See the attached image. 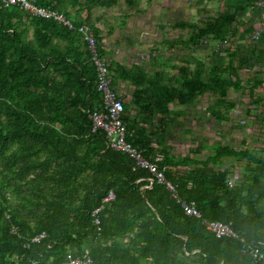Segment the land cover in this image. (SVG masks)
I'll return each mask as SVG.
<instances>
[{
    "label": "trees",
    "instance_id": "trees-1",
    "mask_svg": "<svg viewBox=\"0 0 264 264\" xmlns=\"http://www.w3.org/2000/svg\"><path fill=\"white\" fill-rule=\"evenodd\" d=\"M32 1L63 14L72 28L0 1V264H66L69 256L85 255L92 264H263L241 250L252 242L264 245V143L239 150L216 143L199 160V147L190 150L193 157L172 155L165 134L182 112L169 106L186 107L205 94L216 98L207 108L216 122L229 120L235 106L226 102L229 90L249 92L259 106L262 98L252 94L261 89V78L247 72L246 90L239 72L243 65L253 67L252 59L264 64V54L257 61L255 50L243 57L240 46L227 47L228 60L207 65L187 54L175 64L154 50L149 70L109 63L113 91L118 81L133 88L128 102L120 95L126 141L149 160L160 157L156 164L177 185L178 196L195 203L200 218H194L165 186L150 185L147 170L110 148L104 134L90 132L89 113L101 106V96L79 28L91 30L97 53L105 57L91 12L121 0ZM122 1L140 13L139 0ZM223 3L220 13L199 25L177 23L190 35L168 45L192 51L202 41L229 44L250 36L251 20L243 15L253 0ZM230 160H238L239 168ZM236 167L241 179L230 187ZM109 192L114 200L103 203ZM204 221L230 224L239 238H215Z\"/></svg>",
    "mask_w": 264,
    "mask_h": 264
},
{
    "label": "rangeland",
    "instance_id": "rangeland-1",
    "mask_svg": "<svg viewBox=\"0 0 264 264\" xmlns=\"http://www.w3.org/2000/svg\"><path fill=\"white\" fill-rule=\"evenodd\" d=\"M223 1L139 0L136 8L140 13H133V10L128 11L121 0L110 9L94 8L90 21L104 38L103 44L107 50L105 59L109 63L118 62L126 67L140 64L149 70L151 68L150 54L153 55L152 51L156 50L164 60H169L171 63L179 64L183 55L194 54L195 58L203 59L208 65L218 63L221 57L219 54L211 53L204 41L192 48V51L183 49L177 43L171 47L168 42L179 40V38L185 40L190 35V28H179L177 23L192 22L199 25L201 21L220 13L224 9ZM73 10L71 9L72 13ZM125 13L131 16L124 18ZM251 43L249 40L246 44L249 46ZM241 45L244 46V44ZM170 73L177 74L176 71ZM240 74L244 75L242 71ZM215 103L216 98L208 99V96L204 95L186 107L169 106L172 111L179 110L183 113L181 117H176V121L172 118L170 121H174L175 124L166 128L165 141L171 148L172 155L193 157L190 150L199 147L200 155L196 154L194 157L206 160L208 155L213 153L212 146L216 143L230 146L235 150L245 146L249 149H259L263 145L264 124L260 119L257 123L259 129L253 128L256 124L251 120H246L243 125L240 124L245 119V117L242 118L243 116L235 115L232 119L216 122L206 107L213 106ZM131 115L135 114L131 113ZM230 161L239 168L238 160ZM235 169L238 171L237 167Z\"/></svg>",
    "mask_w": 264,
    "mask_h": 264
},
{
    "label": "built area",
    "instance_id": "built-area-1",
    "mask_svg": "<svg viewBox=\"0 0 264 264\" xmlns=\"http://www.w3.org/2000/svg\"><path fill=\"white\" fill-rule=\"evenodd\" d=\"M5 7L7 6H17L21 9L26 10L32 15L39 16L46 19H53L59 23L64 24L69 29L72 28V23L63 15L51 10L38 8L34 5L32 0H0ZM250 10H256L259 14L258 16V25L253 27V30L250 34V41L257 42L260 40L261 36L264 34V0H253V4L250 7ZM79 31L83 35V40L86 43L87 49L90 53L91 61L95 67L96 77H97V91L101 96V106L98 109L92 110L89 113V119L91 121V130L93 134L102 133L105 135L110 148L117 152L127 154L131 159H133L136 165L142 169L147 170L152 179L150 185L155 181L157 184L165 186L166 190L171 194V197L177 202V204L182 209L183 213L187 216L194 218H200V212L198 211L194 202H187L181 199L178 196L177 185H174L168 181L164 173L159 170L158 165L156 164L160 160L159 156H156L155 160H149L144 156V151L136 149L132 146L130 142L126 141V127L122 120V114L124 112V104L120 99V95L115 93L111 88V77L109 71V62L105 57L100 56L97 53V44L94 39V35L88 27H80ZM237 38V37H236ZM238 40V38L236 39ZM207 45L208 43L204 41ZM228 43L223 42L216 44L215 51L216 54H219L220 57H225L226 53L224 48H227ZM241 70L246 74L250 72L252 68L248 66H242ZM259 77L264 84V72L260 73ZM234 81L235 78H232ZM243 77L242 85L246 90L250 87L244 81ZM258 90L253 92V97L257 98L256 95ZM232 94V95H231ZM210 97H213L209 93ZM208 95V96H209ZM230 99H232L230 101ZM226 100L233 103L235 106L230 110L227 117L232 119L235 115L237 117H245L240 124H245L246 120H251L256 126H259L257 123L261 120L264 124V103H259V106H255L251 102L249 92L243 91H233L229 90ZM208 108V106H206ZM254 113V114H253ZM244 114V115H243ZM260 119V120H259ZM262 141V140H261ZM155 146V145H154ZM248 148L245 146L242 149ZM232 174L229 176V186L233 185L241 179V175L236 169L231 171ZM150 188V187H148ZM114 200V194L109 192L108 195L103 199V203H108ZM99 210L95 211V213ZM95 224H98V220H94ZM206 229L215 237V238H226V239H238L239 237L235 234L230 224H225L217 221H204ZM44 237V234L39 235L32 239V242H39L40 239ZM242 242V239H240ZM243 255L252 257L254 260L264 264V245L262 242H252L244 247L241 250ZM66 264H92L91 259L87 258L86 255L82 259L68 257V262Z\"/></svg>",
    "mask_w": 264,
    "mask_h": 264
},
{
    "label": "crops",
    "instance_id": "crops-1",
    "mask_svg": "<svg viewBox=\"0 0 264 264\" xmlns=\"http://www.w3.org/2000/svg\"><path fill=\"white\" fill-rule=\"evenodd\" d=\"M241 16V15H240ZM258 12L256 10H248L245 12V14L243 15V18H248L251 20V27H252V30H253V27L258 25ZM255 20H256V23H255ZM241 30L240 29V33H241ZM236 37L239 39V33L236 35ZM235 37V40L237 39ZM250 40V36L248 37H245L242 41H237V42H234L233 40H231V42L228 44L227 47H230L232 50L234 48H236L237 46H240V55L241 56H245L247 50H255V54L257 55L258 57V60L257 61H262V58H261V55L264 54V34L261 36L260 40H258L257 42H252L250 45H251V48H250V45L247 46V42ZM241 44H244V46H242ZM208 48H210L211 52L214 54V55H217L216 54V51H215V47H216V44L215 43H208L207 44ZM104 47V46H103ZM107 56V55H106ZM105 56V57H106ZM104 57V56H102ZM226 60H228V55L226 53V56L224 57ZM252 66L253 67H250L252 68V70L250 72L254 73V75L256 77H259L260 73L264 72V64H260L258 62H256L255 60L252 59ZM245 66V65H243ZM242 70L240 69V72ZM239 72V74H240ZM242 73L244 74V72L242 71ZM240 76L244 77V75H241ZM262 87L261 89H259L256 93V95L260 98L263 99V101L261 103H264V84H261ZM126 88H130L131 90H127ZM116 91L119 95H123L122 98L124 99L125 102H128L129 99V94H131V91L133 90V88L128 85L127 83L125 82H122V81H118L117 82V85H116ZM124 95H127V96H124ZM209 94H205V96H208ZM203 97V96H202ZM211 98L210 95L208 96V99ZM179 111V110H178ZM182 112H180V115L179 117L182 116L181 114ZM204 151V150H203ZM197 155H200L199 153Z\"/></svg>",
    "mask_w": 264,
    "mask_h": 264
}]
</instances>
